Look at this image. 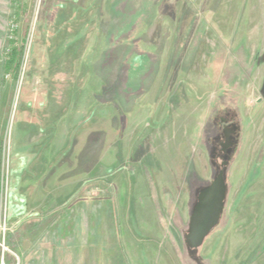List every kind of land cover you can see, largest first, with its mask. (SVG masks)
<instances>
[{
	"label": "rangeland",
	"instance_id": "rangeland-1",
	"mask_svg": "<svg viewBox=\"0 0 264 264\" xmlns=\"http://www.w3.org/2000/svg\"><path fill=\"white\" fill-rule=\"evenodd\" d=\"M75 200L120 264H264V0H0V264Z\"/></svg>",
	"mask_w": 264,
	"mask_h": 264
},
{
	"label": "crops",
	"instance_id": "crops-1",
	"mask_svg": "<svg viewBox=\"0 0 264 264\" xmlns=\"http://www.w3.org/2000/svg\"><path fill=\"white\" fill-rule=\"evenodd\" d=\"M55 206L60 205L57 203ZM64 206L54 210L53 215L56 219L53 230L57 238L64 240V244L56 240V244L49 249H40V253L44 251L48 254L47 264H120L119 259L113 256L116 253L113 246L105 245L99 239L101 236L96 222L105 210L98 207L97 201L75 200ZM44 261L41 257L37 264H44Z\"/></svg>",
	"mask_w": 264,
	"mask_h": 264
},
{
	"label": "trees",
	"instance_id": "trees-1",
	"mask_svg": "<svg viewBox=\"0 0 264 264\" xmlns=\"http://www.w3.org/2000/svg\"><path fill=\"white\" fill-rule=\"evenodd\" d=\"M13 54H15V53H14V50L12 49V50H11V55L13 56ZM20 54H23V51H22V52L20 51ZM19 59H20V58H19ZM19 68H20V62H19L18 65L16 66V69L19 70Z\"/></svg>",
	"mask_w": 264,
	"mask_h": 264
},
{
	"label": "bare ground",
	"instance_id": "bare-ground-1",
	"mask_svg": "<svg viewBox=\"0 0 264 264\" xmlns=\"http://www.w3.org/2000/svg\"><path fill=\"white\" fill-rule=\"evenodd\" d=\"M194 234H195V233H194ZM194 236H196V235H194ZM194 236H193V237H194Z\"/></svg>",
	"mask_w": 264,
	"mask_h": 264
}]
</instances>
